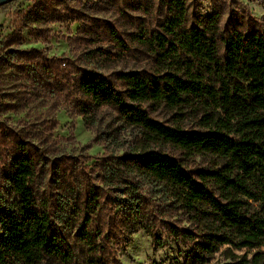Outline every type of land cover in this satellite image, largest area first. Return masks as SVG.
<instances>
[{
    "label": "trees",
    "instance_id": "trees-1",
    "mask_svg": "<svg viewBox=\"0 0 264 264\" xmlns=\"http://www.w3.org/2000/svg\"><path fill=\"white\" fill-rule=\"evenodd\" d=\"M54 2L33 0L19 26L52 20ZM138 8L150 23H132L130 38L154 63L77 78L85 124L112 108L138 131L137 142L127 154L103 157L97 180L83 174L80 192L58 181L61 194L47 189L37 197L38 174L51 184L57 167L6 116L20 102L5 101L0 89V264H120L111 242L125 243L138 229L153 250L164 248L163 235L184 248L177 264H209L216 254L225 264H264V16L243 27L224 19L221 7L191 13L187 0ZM109 29L119 52H129L120 32ZM23 53L0 54V79L14 71L39 85L53 79L51 60L27 61ZM88 56L95 69L111 60L106 52ZM148 107L179 117L203 112V129L159 123ZM163 144L206 164L190 169L161 151Z\"/></svg>",
    "mask_w": 264,
    "mask_h": 264
},
{
    "label": "rangeland",
    "instance_id": "rangeland-1",
    "mask_svg": "<svg viewBox=\"0 0 264 264\" xmlns=\"http://www.w3.org/2000/svg\"><path fill=\"white\" fill-rule=\"evenodd\" d=\"M148 2L55 0L52 20L26 26H19V17L32 5L33 0H9L0 4V54L10 49L24 51L23 57L27 61L31 58L45 61L44 57L51 60L52 65L53 79L44 85L35 83L32 76L20 75L15 71L0 79L5 101L20 102V108L8 112L6 116L34 142L44 160L57 167L51 184L48 175L44 172L38 174L34 183L38 198H42L47 189L53 195L61 194L60 181H66L73 194L80 192L83 174L93 180L98 179L103 157L121 156L135 147L138 131L122 124L112 108L100 110L91 126L85 124L78 112L83 97L77 78L91 70L108 76L118 71L138 72L147 70L154 63V57L148 50L130 38V34L137 33L134 23H150V18L145 17L138 8ZM187 4L191 13L203 15L221 7L224 19L238 22L243 27L247 26L248 19L259 21L264 16V0H187ZM128 17L131 23L124 22ZM111 27L126 40L131 48L129 52H119L108 33ZM90 50L106 52L111 60L95 69L93 63L87 60ZM147 110L159 123L187 131L203 129V112L191 109L179 117L166 108L148 107ZM161 151L183 159L190 169L206 164L205 160L198 158L185 160L180 151L168 144L161 145ZM162 237L165 246L157 250L152 249L149 234L140 229L125 243L111 244L120 264H177L178 251L184 248L165 235ZM227 262L216 254L209 264Z\"/></svg>",
    "mask_w": 264,
    "mask_h": 264
},
{
    "label": "water",
    "instance_id": "water-1",
    "mask_svg": "<svg viewBox=\"0 0 264 264\" xmlns=\"http://www.w3.org/2000/svg\"><path fill=\"white\" fill-rule=\"evenodd\" d=\"M6 1H9V0H0V4L4 3Z\"/></svg>",
    "mask_w": 264,
    "mask_h": 264
}]
</instances>
